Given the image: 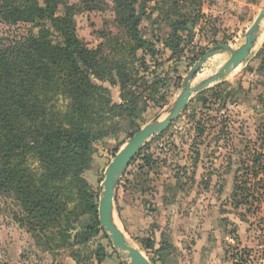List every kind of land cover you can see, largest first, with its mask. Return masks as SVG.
Segmentation results:
<instances>
[{
	"label": "rangeland",
	"instance_id": "rangeland-1",
	"mask_svg": "<svg viewBox=\"0 0 264 264\" xmlns=\"http://www.w3.org/2000/svg\"><path fill=\"white\" fill-rule=\"evenodd\" d=\"M37 1L43 4V0ZM115 1L64 0L73 8L76 35L81 44L89 50L103 47V55H110V58L117 57L116 53L111 54L117 45L114 44L126 41L117 25ZM262 1L137 0L135 9L140 19V37L154 42L160 54L156 64L148 56L144 59L145 66L141 61L135 62V70H139L141 76L156 67L157 74L167 75L170 87L169 97L164 103L161 100L163 90L150 92L154 86L152 81L146 82L144 86L147 89L142 91L143 98L139 102L144 107L139 119L140 127L165 114L183 88L186 74L205 51L222 43L236 49L244 42L245 32L258 14ZM176 10L179 14L174 15ZM62 14L63 7L59 6L58 15ZM181 17L189 19L186 28L192 31L181 33L183 53L179 59L169 60L171 51L164 48V40L170 34L169 18ZM193 19L194 28L190 24ZM36 31L30 23L10 25L0 22V39H19ZM142 53L141 50L137 52L138 59ZM229 55L222 52L208 59L192 85L217 72ZM132 64L130 62L129 66L133 67ZM84 72L86 75L90 73L86 68ZM177 77H181L178 87L174 84H178ZM91 79L109 90L112 104H122L119 85L112 86L92 76ZM65 103L64 99H59L58 106L63 107ZM120 124L121 130L116 137H108L95 144L93 158L82 173L95 194L100 195L104 170L112 159V150L119 144L120 149L136 131L125 120ZM258 155H261L260 164L254 166L252 161ZM143 156H148L151 164L141 171L138 167L144 165L141 161ZM261 164H264V21L248 59L230 75L192 95L187 107L170 126L145 143L140 155L130 163L119 181L114 220L128 242L148 259L151 256L144 251L142 242L150 241L157 229H162L161 235L169 237L170 241L180 242V232H184L180 221H189L191 228L187 226V229H194L193 232L187 231L189 236L182 240L186 247L193 242L194 233L198 234L196 231L208 223L206 227L210 229L218 226L227 233L239 231L246 242L256 245V252L262 253L264 189L260 191L257 182L264 178V173L254 177L252 170L253 167L259 170ZM236 181L240 185L245 184L250 195L246 201L248 204L237 209L231 201ZM15 211L10 199L0 197V264H75L72 253L77 250L82 259L76 264H97L91 256L94 244L85 250L74 247L57 250L53 254L38 247L27 230L14 220ZM108 240L102 235L95 239L109 254L101 264H127L117 251L111 250Z\"/></svg>",
	"mask_w": 264,
	"mask_h": 264
},
{
	"label": "trees",
	"instance_id": "trees-1",
	"mask_svg": "<svg viewBox=\"0 0 264 264\" xmlns=\"http://www.w3.org/2000/svg\"><path fill=\"white\" fill-rule=\"evenodd\" d=\"M115 2L117 25L126 41L114 44L117 45L111 54L116 53L117 57L110 58L103 55V47L89 50L81 44L73 8L64 0H43L42 5L37 0H0V22L30 23L37 29L19 39H0V197L13 202L14 220L38 247L53 254L74 247L85 250L94 244L91 256L97 264L109 254L95 239L100 235L107 240L108 237L98 221L100 195L91 191L82 173L93 158L95 144L116 137L122 120L136 131L139 129L144 111L139 102L142 91L147 89L146 82L152 81L154 89L150 92L163 90L164 103L170 88L167 75L157 74L156 67L141 76L135 70L137 61L145 66L146 56L156 64L160 52L154 42L140 37L137 0ZM59 6L63 7L62 15H58ZM188 20L169 18L170 34L164 40V48L171 51L169 60L179 59L183 53L181 33L192 31L186 28ZM190 24L194 28L195 19ZM139 50L143 51L140 59ZM91 76L112 86L119 85L122 104H112L109 90L95 84ZM176 80L178 87L181 77ZM59 99L66 101L63 107L58 106ZM120 146L112 150V157ZM260 160L258 155L253 165L260 164ZM141 161V171L151 164L148 156ZM252 170L253 176L258 177L264 173V164L259 170ZM257 184L263 190L264 178ZM248 191L245 184L235 182L231 195L235 209L248 204ZM165 243L162 240L155 252L159 258L168 246ZM142 244L144 251H153L151 241ZM75 252L72 259L75 264L80 263V252Z\"/></svg>",
	"mask_w": 264,
	"mask_h": 264
},
{
	"label": "water",
	"instance_id": "water-1",
	"mask_svg": "<svg viewBox=\"0 0 264 264\" xmlns=\"http://www.w3.org/2000/svg\"><path fill=\"white\" fill-rule=\"evenodd\" d=\"M264 21V0L260 10L250 27L245 32L244 42L236 49L228 44H217L210 47L193 64L185 77L183 88L179 91L172 105L166 110L165 116L159 115L142 127L129 138L112 157L104 170L101 192L98 200V221L106 233L115 251L127 261V264H153L141 250L131 245L124 232L114 220V202L119 181L136 155L145 143L152 137L164 132L170 124L187 107L192 95L201 92L210 85L218 82L222 77L230 75L238 66L250 56L258 39L262 22ZM228 52L229 58L222 67L207 79L192 85L203 64L214 55Z\"/></svg>",
	"mask_w": 264,
	"mask_h": 264
},
{
	"label": "crops",
	"instance_id": "crops-1",
	"mask_svg": "<svg viewBox=\"0 0 264 264\" xmlns=\"http://www.w3.org/2000/svg\"><path fill=\"white\" fill-rule=\"evenodd\" d=\"M170 220L173 222V218ZM216 221L219 225L218 220ZM179 224L181 230L184 231L180 232L182 234L179 238L180 242H176L175 239L172 242L169 237L162 236V229L153 232V236L150 238L153 251L149 250L147 252L151 256L150 261H153V264H230L229 251L233 244L256 252V245L246 242L239 231L236 234L233 232L227 233L218 226L210 229L206 227L208 223H205L201 229L196 231L198 234L194 233V239H191L193 242L186 247L182 240L183 238L187 239V236H189L187 231H192L187 229V226L191 228L190 222L184 221V223H181L180 221ZM162 240H165V244L168 246L164 248L163 256L159 258L155 252L160 248Z\"/></svg>",
	"mask_w": 264,
	"mask_h": 264
},
{
	"label": "built area",
	"instance_id": "built-area-1",
	"mask_svg": "<svg viewBox=\"0 0 264 264\" xmlns=\"http://www.w3.org/2000/svg\"><path fill=\"white\" fill-rule=\"evenodd\" d=\"M229 256L230 264H264V252H254L234 244L230 248Z\"/></svg>",
	"mask_w": 264,
	"mask_h": 264
},
{
	"label": "bare ground",
	"instance_id": "bare-ground-1",
	"mask_svg": "<svg viewBox=\"0 0 264 264\" xmlns=\"http://www.w3.org/2000/svg\"><path fill=\"white\" fill-rule=\"evenodd\" d=\"M165 115H163L162 117H161V119L164 117Z\"/></svg>",
	"mask_w": 264,
	"mask_h": 264
}]
</instances>
